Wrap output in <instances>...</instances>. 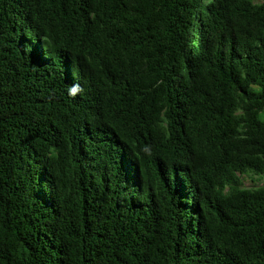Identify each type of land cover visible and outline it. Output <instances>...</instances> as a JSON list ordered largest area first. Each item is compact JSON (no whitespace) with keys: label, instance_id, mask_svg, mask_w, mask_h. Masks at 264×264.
I'll return each instance as SVG.
<instances>
[{"label":"trees","instance_id":"obj_1","mask_svg":"<svg viewBox=\"0 0 264 264\" xmlns=\"http://www.w3.org/2000/svg\"><path fill=\"white\" fill-rule=\"evenodd\" d=\"M264 0H0V264H264Z\"/></svg>","mask_w":264,"mask_h":264},{"label":"rangeland","instance_id":"obj_2","mask_svg":"<svg viewBox=\"0 0 264 264\" xmlns=\"http://www.w3.org/2000/svg\"><path fill=\"white\" fill-rule=\"evenodd\" d=\"M261 118H264V112H262ZM243 187H259L264 185V176L263 174H255L253 172H248L242 177Z\"/></svg>","mask_w":264,"mask_h":264}]
</instances>
